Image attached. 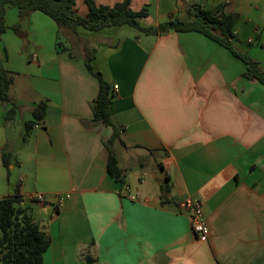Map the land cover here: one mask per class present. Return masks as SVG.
Masks as SVG:
<instances>
[{"label": "crops", "instance_id": "0c3cea01", "mask_svg": "<svg viewBox=\"0 0 264 264\" xmlns=\"http://www.w3.org/2000/svg\"><path fill=\"white\" fill-rule=\"evenodd\" d=\"M194 5L238 14L233 46L264 73V0H132L131 9L146 8L141 25L157 27ZM76 11L88 14L86 0ZM5 16L0 56L15 82L14 105L0 102V199L19 193L31 207L52 241L44 264H264V86L243 61L199 33L60 30L16 6ZM88 53L113 93L123 185L107 170L113 128L94 122L100 83ZM41 102L45 116L23 141ZM188 199L202 205L208 238L180 207Z\"/></svg>", "mask_w": 264, "mask_h": 264}, {"label": "trees", "instance_id": "16d2710c", "mask_svg": "<svg viewBox=\"0 0 264 264\" xmlns=\"http://www.w3.org/2000/svg\"><path fill=\"white\" fill-rule=\"evenodd\" d=\"M131 2L132 0H122L108 7L98 6L93 0H86L88 14L83 17L76 11V0H0V40L7 30L5 15L9 6H16L21 18L38 11L53 19L60 30L67 29L74 32L78 28L99 33L104 30L132 27L145 35L169 32L199 33L232 52L236 58L247 65L248 69L244 76L264 86V73L259 64L239 53L233 46L234 28L239 16L228 11L225 5L211 10L194 5L186 11L185 17H170L167 22L157 27H143L140 21L148 17V10L145 8L135 12L131 9ZM6 60L5 54L0 56V102L14 105L9 97V90L15 78L13 73L6 69ZM93 61V55L88 53L86 66L100 83L98 98L93 103L94 122L113 128V134L106 142L107 170L116 181L123 185L124 172L119 167V161L113 150L114 143L121 141L120 130L114 126L112 120L113 93L110 84L95 68ZM46 110V102L35 106L32 112L33 120L25 124L23 141H27L33 126L43 120ZM2 160L4 166L9 168L14 157L10 153H4ZM30 210L31 207L19 193L0 199V264H44V255L50 249L52 241L48 234L34 222ZM86 259L94 262L89 257Z\"/></svg>", "mask_w": 264, "mask_h": 264}, {"label": "built area", "instance_id": "2783aa9c", "mask_svg": "<svg viewBox=\"0 0 264 264\" xmlns=\"http://www.w3.org/2000/svg\"><path fill=\"white\" fill-rule=\"evenodd\" d=\"M117 88L118 87L116 86L115 89ZM124 194L131 200L138 199V195L132 194L129 187L124 188ZM32 201L43 203L45 201V196L37 194L32 198ZM180 207L185 208L189 212L193 232L200 238H208L210 236V230L207 225L202 205L199 202H194L191 199H188L183 202Z\"/></svg>", "mask_w": 264, "mask_h": 264}, {"label": "rangeland", "instance_id": "374dc122", "mask_svg": "<svg viewBox=\"0 0 264 264\" xmlns=\"http://www.w3.org/2000/svg\"><path fill=\"white\" fill-rule=\"evenodd\" d=\"M186 16V14L184 15V17ZM130 27H124V29L123 30H128ZM115 30V29H114ZM116 148H117V150H119V148H118V145L116 144ZM135 195V194H134Z\"/></svg>", "mask_w": 264, "mask_h": 264}, {"label": "water", "instance_id": "95a60500", "mask_svg": "<svg viewBox=\"0 0 264 264\" xmlns=\"http://www.w3.org/2000/svg\"><path fill=\"white\" fill-rule=\"evenodd\" d=\"M160 261V260H159Z\"/></svg>", "mask_w": 264, "mask_h": 264}]
</instances>
